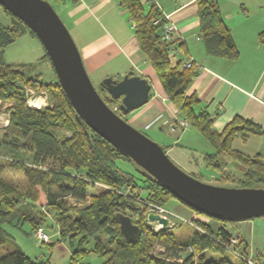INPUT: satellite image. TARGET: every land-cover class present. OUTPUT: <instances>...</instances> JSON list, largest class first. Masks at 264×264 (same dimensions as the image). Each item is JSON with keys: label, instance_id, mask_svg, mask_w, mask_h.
Returning a JSON list of instances; mask_svg holds the SVG:
<instances>
[{"label": "trees", "instance_id": "16d2710c", "mask_svg": "<svg viewBox=\"0 0 264 264\" xmlns=\"http://www.w3.org/2000/svg\"><path fill=\"white\" fill-rule=\"evenodd\" d=\"M65 1L78 0H50L51 3ZM119 3L127 12L139 48L165 96L181 119H186L214 148V153L204 155L206 165L219 168L218 156L228 157L244 168L242 178L229 173L228 179L233 178L238 187L263 188L264 156L245 154L234 149L231 141L234 136L247 139L250 134L263 135L264 127L251 119L235 116L221 131L212 129V116L206 109L196 110L199 99L194 94H186L197 68L183 66L185 48L179 39L164 38L166 19L162 13L154 4L145 9L140 0H119ZM195 5L205 52L235 60L238 50L217 2L195 0ZM2 9L11 17V23L9 26L0 23V101L8 103V122L0 127V246L12 238L3 228L4 223L21 227L27 222L29 233L33 234L37 228L43 229L46 219L52 217L60 240H65L71 248V264L79 263L91 252L104 258L101 264H247L248 257L261 264L258 256L249 254L241 237L227 227L226 221L216 219L219 223L214 227L194 219L200 230L193 228L190 234H177L167 226L158 230L149 226L140 212L141 203L162 205L174 196L94 132L75 111L57 79L44 82L38 77H29L21 65L4 61L5 46L20 35L35 34L19 18ZM173 49H181V55L177 57ZM25 85L45 90L50 104L40 108L29 106ZM103 99L111 109V104L118 100H109L106 91ZM119 162H132L137 174L122 169L117 165ZM7 167L18 169L26 178L24 191L2 176ZM118 212L137 214V219L132 221L139 225L141 232L135 242H127L120 233L115 219ZM90 242L91 246L84 247ZM155 245L163 251L156 254ZM205 250L230 252L236 261L224 255L217 260L206 259ZM0 264L49 262H35L14 247L0 256Z\"/></svg>", "mask_w": 264, "mask_h": 264}, {"label": "crops", "instance_id": "0c3cea01", "mask_svg": "<svg viewBox=\"0 0 264 264\" xmlns=\"http://www.w3.org/2000/svg\"><path fill=\"white\" fill-rule=\"evenodd\" d=\"M140 1L145 9L154 4L177 28L174 38L183 43L185 60L190 58L197 68V75L186 94H194L199 99L196 110L206 109L212 116V129L221 131L235 116L251 119L264 127V0H215L238 50L235 60L205 52L195 0ZM54 4L59 7L57 11L61 17L64 16L65 20L62 19L67 27L75 31L74 40L88 76L100 81L105 77L120 79L130 73L149 81L148 101L128 112L126 121L136 129L156 126L160 131L167 129L171 132V122L181 117L165 96L153 68L140 50L127 12L119 0H78ZM176 55H181V49ZM191 128L189 125L186 128L177 126L172 144L179 145L180 140L186 138V131L200 140ZM205 141L207 146L201 152L204 162L205 154L214 153V148ZM218 158L228 162L224 156ZM206 166L207 170L219 173L217 168L213 170L211 165ZM220 168L223 169L222 166ZM211 177L215 176L210 173L209 179ZM230 228L246 243L249 254L258 256L259 262L264 264V217L236 221Z\"/></svg>", "mask_w": 264, "mask_h": 264}, {"label": "water", "instance_id": "95a60500", "mask_svg": "<svg viewBox=\"0 0 264 264\" xmlns=\"http://www.w3.org/2000/svg\"><path fill=\"white\" fill-rule=\"evenodd\" d=\"M0 6L19 18L45 50L58 83L78 115L102 138L122 151L176 199L208 217L222 221H242L264 217V188L227 187L203 182L184 172L167 156L163 146L131 126L111 109L90 81L79 50L69 31L48 0H0ZM99 86L109 100H119V110L128 112L148 101L151 85L139 75L120 79L105 77ZM127 242H135L141 228L129 215H115ZM149 222L163 227L166 218L147 214Z\"/></svg>", "mask_w": 264, "mask_h": 264}, {"label": "rangeland", "instance_id": "374dc122", "mask_svg": "<svg viewBox=\"0 0 264 264\" xmlns=\"http://www.w3.org/2000/svg\"><path fill=\"white\" fill-rule=\"evenodd\" d=\"M50 2V0H48ZM50 4L53 6L54 10L63 21L61 15H59L58 6L54 3ZM65 20V18H64ZM0 23L5 26H9L11 23V17L6 14L2 7L0 6ZM64 23V21H63ZM66 26L67 30L69 31L71 37L74 40L75 31L69 29ZM76 40V39H75ZM74 40L75 44L76 41ZM77 46V45H76ZM3 58L4 61L8 64H18L21 65L22 70L25 74L29 77H38L39 80L44 82H50L51 80L56 79V75L54 70L50 64L48 57L45 55V50L42 47L41 43L35 36H31L29 33L23 34L18 36L12 43L5 46L3 51ZM91 83L95 87V89L99 92L101 97L103 98L105 95V91L100 90V81H97L96 78L89 76ZM115 79V78H114ZM25 91L30 103L33 102L36 104L35 107L40 108L50 104V98L48 93L41 89L40 87H34L25 85ZM48 98H46L45 94ZM45 96V97H44ZM42 102V103H41ZM119 100L116 101L115 104H111L113 110H116L123 116L125 119L124 113H122L118 108ZM7 106L8 103L0 101V127L3 128L8 120H7ZM5 114L6 116H4ZM7 120V121H6ZM130 124V123H129ZM131 125V124H130ZM132 126V125H131ZM135 128V127H134ZM192 132H194L200 140L195 139V135L190 134V132L186 131L185 136L188 138L186 141L184 138L180 140L179 145L172 144L173 139H175L174 132H168L167 129L165 130H158L156 126H151L149 129H138L141 132L145 133L151 140L155 141L156 143L160 144L161 146L165 147V152L167 156L171 159V161L178 166L184 172L194 176L195 178L211 183L214 185L219 186H227V187H238V183L233 181L232 179H228V175H233L237 178H242V173L244 168H240L238 164L233 162L228 157V164L224 161H219L221 163L220 167H216L219 173H213L212 170H207L206 164H203V148L205 145L207 146V142L204 138L196 132L194 128H191ZM194 129V130H193ZM3 133V131H1ZM181 133V132H180ZM232 146L237 149H240L244 153L248 155H254L256 153H260L264 156V134L263 135H255L250 134L247 139H242L241 136H234L232 141ZM29 160L28 154L26 156ZM264 161V157H263ZM224 162V163H223ZM205 163V162H204ZM119 167L124 170H127L133 174H137L135 169V165L132 162H119L117 163ZM214 170V168H212ZM210 173L213 174L215 177L210 178ZM2 176L10 183H12L16 188L20 191H24L27 187L26 178L23 174L15 168L7 167L3 172ZM264 188V187H263ZM163 208L170 211L175 216H172V223L169 225V220L167 228L173 229L177 234L185 233L190 234L194 229L190 226L187 222H183L180 219H196L195 216L201 217L207 223L212 226H217L219 221L208 217L202 213H197L193 211L191 208L183 204L178 199L172 197L169 200L161 205ZM146 209L143 207L141 208L140 212L144 215L145 219L147 215L145 214ZM193 216V218H191ZM130 217L133 220L137 219V214H131ZM155 222H151L149 226H151L154 230H158L163 226L155 225ZM174 223V225H173ZM227 227L233 225L232 221L225 222ZM173 225V226H172ZM3 228L12 236L11 241L6 242L4 245L0 246V256L4 255L8 250L12 248H18L22 252H24L27 256H29L35 262H43L48 261L49 264H71L70 257H71V248L69 244L64 240H60L59 235L57 233V224L53 220L52 217H48L43 225V231L48 235V242H41L40 240L34 237L36 230L33 234L29 233V224L27 222L23 223L21 227H15L10 224L4 223ZM171 226V227H170ZM51 241V243H50ZM91 246V242L89 244H85L84 247L88 248ZM155 253H161L163 250L159 248V246L155 245ZM203 255L206 259H219L222 255L228 258L231 261H236V257L230 253L225 251L223 254L219 252H213L210 250L203 251ZM103 257L97 255L93 252L87 254L84 258L79 260L80 264H101L103 262ZM77 263V264H79Z\"/></svg>", "mask_w": 264, "mask_h": 264}, {"label": "built area", "instance_id": "2783aa9c", "mask_svg": "<svg viewBox=\"0 0 264 264\" xmlns=\"http://www.w3.org/2000/svg\"><path fill=\"white\" fill-rule=\"evenodd\" d=\"M164 18L166 19L165 23H164V28H163V34H164V38L169 40V39H172L175 37V35H177V28L175 27V25L168 20V17H165ZM173 53H177V50L173 49L171 50ZM194 65L193 64V61L188 58L184 61L183 63V66L184 67H190ZM27 92V91H26ZM45 94V93H44ZM46 98L47 95L45 94ZM44 96V97H45ZM31 100H27V103L29 106H32V107H35L36 104L31 102ZM7 121V120H6ZM188 121L186 119H179V120H174L173 122H171L170 126H169V129L171 132H174L176 129H177V126H179L180 128H186L188 126ZM141 208H145L146 211H145V214H149V213H154V214H157L158 216L160 217H163V218H166L169 220V225H171L172 223V216H175L173 213H171L170 211H167V209L163 208L161 205L159 204H156V203H151V202H142L141 203ZM181 221L183 222H187L190 226H192L193 228L195 229H198L200 230V227L198 226V224L196 223V221L194 219H180ZM146 221L148 224H151V222H149L146 218ZM155 225H158V226H162L160 223H158L157 221L155 222ZM34 237L38 240H40L41 242H48V235L43 231V229L41 227L37 228L35 234H34ZM233 242L236 241L235 238H233L232 240ZM246 263L247 264H258L256 263L252 257H248L245 259Z\"/></svg>", "mask_w": 264, "mask_h": 264}, {"label": "bare ground", "instance_id": "6f19581e", "mask_svg": "<svg viewBox=\"0 0 264 264\" xmlns=\"http://www.w3.org/2000/svg\"><path fill=\"white\" fill-rule=\"evenodd\" d=\"M42 103V102H41Z\"/></svg>", "mask_w": 264, "mask_h": 264}]
</instances>
